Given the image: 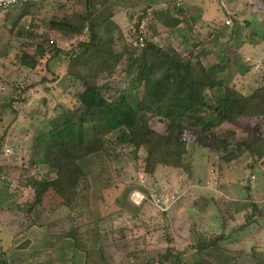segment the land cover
I'll return each instance as SVG.
<instances>
[{
    "label": "trees",
    "instance_id": "1",
    "mask_svg": "<svg viewBox=\"0 0 264 264\" xmlns=\"http://www.w3.org/2000/svg\"><path fill=\"white\" fill-rule=\"evenodd\" d=\"M254 1L264 11V0ZM170 9L171 4L158 10L135 0H21L2 14L0 61L7 58L13 40L28 43L30 51H24L15 63L28 71H35L47 57L48 61H66L62 75L52 74L51 80L43 77L22 93L14 91L22 95L49 81L74 101L69 108L58 104L52 109L48 129L31 137L28 162L15 168L20 173L18 188L31 191L32 198L15 202L8 194L9 182L0 189V215L10 220L7 228L13 238L33 227H47L49 232L63 233L73 242L84 254L83 264H115L118 251L110 239L112 229L103 231L100 226L105 220L76 223L74 218L87 206L90 193L79 163L97 154L105 157L117 177L131 164L135 172L153 177L158 168L189 171L184 159L188 141L192 140L195 145L209 143L218 165L245 155L253 161V172L257 169L264 157V139L249 129L236 128L235 123L264 118V82L248 94L225 85L219 78L225 71L222 62L211 74L197 54V48L209 36L201 39L197 21L183 6L173 12ZM123 13L132 23L127 32L115 19ZM26 17L30 21L24 27L22 20ZM235 28L226 48L227 62L249 42V36L237 35ZM162 32L189 46V52H179L163 39ZM86 35L88 40H82ZM189 35L196 36L199 43L190 44ZM252 38L255 45L264 43V30ZM60 42L70 43V50L60 48ZM43 90L47 95L53 91L47 85ZM14 91L4 98L2 109L16 101ZM156 123L165 130L156 129ZM68 204L73 217L66 224L44 219ZM250 205L252 213L239 232L260 216L256 206ZM236 208L222 210V229L230 224ZM223 240L218 237V241ZM28 246L25 242L19 248ZM195 247L199 256L223 250L220 244ZM132 257L128 264H143L136 254ZM170 258L166 252L161 264ZM211 262L202 257L201 264ZM0 264L6 263L0 260ZM147 264H154L153 260Z\"/></svg>",
    "mask_w": 264,
    "mask_h": 264
},
{
    "label": "rangeland",
    "instance_id": "2",
    "mask_svg": "<svg viewBox=\"0 0 264 264\" xmlns=\"http://www.w3.org/2000/svg\"><path fill=\"white\" fill-rule=\"evenodd\" d=\"M135 1L154 9H165L160 0ZM183 7L187 15L197 21L196 30L201 39L209 36L199 45L197 54L210 73L213 74L215 65L222 62L225 71L219 78L225 85L233 86L243 94L261 87L264 82V43L255 45L252 38L264 30L260 27L264 26V11L260 5L252 0H228L224 4L198 0L186 2ZM170 10L173 12L174 9ZM115 19L125 32L130 29L132 23L125 13ZM29 21V17L24 18L22 25L27 27ZM226 21L231 25L227 26ZM217 24L221 26L219 29H216ZM234 27L237 35L249 36V42L227 62L226 48ZM161 35L179 52H189L190 47L181 44L176 37L166 32ZM187 38L190 44L199 43L194 35ZM81 39L86 41L88 36ZM236 39L237 36L234 41ZM59 46L70 50V43L60 42ZM24 51H30L28 43L13 40L7 58L0 61V139H4L0 140V189L9 182L8 194L19 203L33 196L31 191L18 188L20 173L15 172L16 166L29 160L31 137L48 129V119L56 105L69 108L74 103L49 81L20 94L43 77L51 80L62 75L66 68L65 60L48 61L49 57L43 59L33 72L18 67L15 63ZM46 85L53 90L50 95L43 90ZM13 91L16 101L10 108L2 109L4 98ZM42 100H46V105L41 103ZM235 126L249 129L253 135L264 139V118L240 119ZM155 128L165 130L159 123ZM179 131L176 128V133ZM236 134L240 136V131ZM184 160L189 171L158 168L153 177L140 170L135 172L133 164L117 177L102 154L83 160L79 165L87 176L90 193L87 206L74 216L76 223L105 220L100 226L103 231L112 229L110 239L118 251L115 264H128L133 260L132 254H136L143 264L152 260L154 264H161L166 252L171 258L164 264H175V260L181 264H201L202 257L209 258L212 264H264V157L258 161L254 172L252 159L245 155L230 164L218 165L209 143L195 145L189 140ZM136 195L138 198L134 200ZM74 198L75 195L70 202ZM69 204L44 219L66 224L69 217H73ZM250 204L256 206L260 216L256 223L239 232L252 213ZM232 207L239 209L236 208L232 221L222 229V210ZM9 221L4 214L0 215V260L6 264H83L84 254L77 251L63 233L49 232L47 227H33L13 238L7 228ZM218 237L224 240L218 241ZM25 242L31 244L32 249L27 253L18 252ZM204 243L220 244L223 250L204 252L199 256L195 246Z\"/></svg>",
    "mask_w": 264,
    "mask_h": 264
},
{
    "label": "built area",
    "instance_id": "3",
    "mask_svg": "<svg viewBox=\"0 0 264 264\" xmlns=\"http://www.w3.org/2000/svg\"><path fill=\"white\" fill-rule=\"evenodd\" d=\"M20 1L21 0H0V17L5 12V10H7L8 8L16 5ZM190 1H198V0H171V2L173 3L174 8H178L182 4H184L186 2H190ZM199 1H207V2H211V3L224 4L228 0H199ZM226 25L227 26L231 25V22L230 21H226ZM137 198H138L137 195L135 197H133L134 200H137ZM134 203H136V202L134 201Z\"/></svg>",
    "mask_w": 264,
    "mask_h": 264
},
{
    "label": "crops",
    "instance_id": "4",
    "mask_svg": "<svg viewBox=\"0 0 264 264\" xmlns=\"http://www.w3.org/2000/svg\"><path fill=\"white\" fill-rule=\"evenodd\" d=\"M236 0H234V2H235ZM253 2H254V0H252ZM160 3L162 4V6L164 7H166V5H169V4H171V9H174V7H173V3L171 2V0H170V2H167V3H164V1L163 0H160ZM147 6H150V5H147ZM181 6H183V4L181 5ZM160 7V6H159ZM172 11V10H171ZM264 21V20H263ZM263 25H264V22H263ZM261 27V29H264V26H260ZM257 31V30H256ZM28 231H30V230H28ZM23 235V234H22ZM21 235V236H22ZM20 236V237H21ZM30 249H32L31 248V244L26 248V249H21V251H18V252H22V253H27L28 251H30ZM77 258L79 257L78 256V253L75 255Z\"/></svg>",
    "mask_w": 264,
    "mask_h": 264
}]
</instances>
